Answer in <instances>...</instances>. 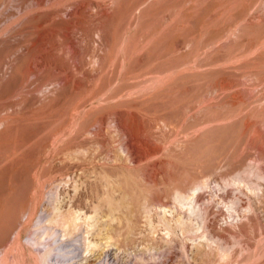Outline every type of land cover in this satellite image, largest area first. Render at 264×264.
Listing matches in <instances>:
<instances>
[{
  "label": "rangeland",
  "instance_id": "rangeland-1",
  "mask_svg": "<svg viewBox=\"0 0 264 264\" xmlns=\"http://www.w3.org/2000/svg\"><path fill=\"white\" fill-rule=\"evenodd\" d=\"M244 166L264 175V0H0V251L16 264H36L28 236L59 264H264V180L225 184ZM191 179L223 259L161 220ZM54 213L64 237L45 232Z\"/></svg>",
  "mask_w": 264,
  "mask_h": 264
},
{
  "label": "bare ground",
  "instance_id": "bare-ground-1",
  "mask_svg": "<svg viewBox=\"0 0 264 264\" xmlns=\"http://www.w3.org/2000/svg\"><path fill=\"white\" fill-rule=\"evenodd\" d=\"M246 171L247 172L252 171L255 175L258 176V178L261 177L264 180V175L258 169L255 168L249 169L244 166L242 170L237 171L238 172L237 174H235L231 178H226L225 184L232 186L234 185V187L236 186L235 189L237 191L242 192L244 188L241 186V183L243 181L242 172H246ZM208 186L209 185L206 179H191L190 184L187 187H183V188L176 187L173 191L172 197L174 201L179 205L180 210L176 215H174L173 211L169 210L170 217H168L166 215V210L163 208V210H161L162 219L161 218L160 219L166 226H170L173 222L172 225H174V227H179L183 232L187 233V237L190 239L193 246H195V254L198 258L202 259L203 257L208 256L211 250L215 248L217 257L219 259H223L227 255V247L224 246L223 243L220 242V240L217 237H215L212 233V229L209 223V213H208L210 209L209 203L204 202L203 206H200L197 203V196L200 193H203L205 190H207ZM246 188H249L250 190L251 189L254 190L251 184L246 185ZM238 195L235 196V198H233L231 205L228 206V210H230L231 212L230 215L229 213L227 214L229 215V217L231 216L230 218H237L240 215L236 211V209L238 210L237 206L239 205L238 202L240 200V197ZM250 203L251 202L248 203L246 207L247 208L246 211L253 209L252 208L253 204ZM157 206H159L160 208L164 207L162 204L160 205L158 204ZM64 217L65 216H61L60 214H55V213L49 214V216L46 218V221L48 223L44 224V227L47 229L45 230V232L48 235H50L56 232L57 230H60L61 232L60 231L59 232L61 237L66 236V234L69 232L70 223ZM60 226L62 228H60ZM109 237L111 236L108 235V238ZM17 239H18V235L16 236L15 240ZM16 242H18V240ZM25 243L28 245L30 249L31 254L29 255L31 257V260L33 259L34 261H36V264L60 263V260H57L56 262L51 261L50 255L53 252H55L54 248L56 246H53L50 241L43 242V241H39L35 237L28 236L25 240ZM59 245L60 244H58L57 246ZM9 248L7 249L5 248L0 251V264H16L15 259L12 258L13 259L12 260L10 258L11 256H10ZM55 254H61L64 256L68 255V254H64L63 252H56ZM150 256L152 255L149 254L147 256V259Z\"/></svg>",
  "mask_w": 264,
  "mask_h": 264
}]
</instances>
